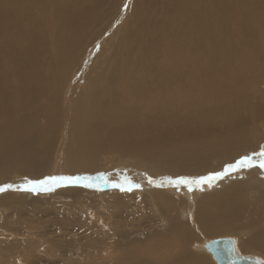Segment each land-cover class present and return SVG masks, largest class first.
I'll return each instance as SVG.
<instances>
[{
	"label": "bare ground",
	"instance_id": "bare-ground-1",
	"mask_svg": "<svg viewBox=\"0 0 264 264\" xmlns=\"http://www.w3.org/2000/svg\"><path fill=\"white\" fill-rule=\"evenodd\" d=\"M45 1L0 0V60H2L0 63V106L5 109L0 114V183L11 177L13 173L14 175L25 174L27 171L36 169L39 174L44 175L45 172L49 173L52 169L53 154L56 147L55 140H52L49 135L48 139L43 137L41 134L43 132L42 127L38 123L37 128H34L35 124L30 122L31 125H27L25 123L26 118L19 124L20 127L13 123L17 119L20 120V117L22 118L28 109L31 108L32 110L35 106L32 105L30 97L29 101L20 98L22 94L14 92L19 90L15 86H31V82L33 87L41 86V83L45 85L44 78L41 77L44 74L42 69L25 67L27 53L23 49L29 40L31 41L32 38L38 35V30H40L37 29L38 26L41 25L46 30L48 29L47 26L45 27V18L47 17L43 15V11L48 9L45 7L48 4ZM73 1L50 0L49 7L54 6L50 12L48 11L52 14L50 18H52L53 24L58 26V29L67 27L65 33L68 32L69 26L63 24L68 19L64 15H73L69 8L79 9L82 7H79V5L83 4L82 0ZM164 1L168 4L171 0ZM180 1L184 2L181 3ZM90 2L92 1L90 0ZM89 3L84 1L85 5H89ZM166 3L165 9L159 13V17H164L162 23L152 28V30L154 29V36L142 34V31L149 32V30L139 28L136 25L133 35L136 37L141 36L143 42L147 45L153 40L151 43H154L153 50L155 53L149 54L152 55L150 59L160 58V61H163L164 58L162 59L161 52H165L166 58L169 59V66L174 68V72H171L170 75L173 78L169 76L168 71L162 72V78L160 73L152 74L151 77L142 76V80L139 78L136 83L141 82L143 88H130L127 97L126 91L129 88L125 86V81L118 80L115 88L110 85V82L101 87L99 86L100 92L98 93L102 92L101 98L107 96L104 97L105 102L108 97H112V100L114 98L115 101L142 99L148 101L145 103L147 105L152 101L161 102V105H169V107L170 105H191L199 108V115H202L200 121L203 123L199 124V129L196 126L197 132L185 134L186 139L184 142L173 141L170 137L162 139L149 137L150 130L148 129V133H145L146 128H140V133L137 136L131 135L130 130L133 131L132 127L137 126L136 123H131L132 125L130 124L128 128L122 124L123 122H118L116 114H118L119 108L114 109L115 107L112 106L113 104L111 105L112 101L110 99L103 107L97 105L99 107L96 108L94 103L95 106L91 105L87 97L93 96L91 94L94 93L95 85L91 82L84 85L81 82V87H85L84 92L87 96L85 100L87 106L85 108L89 109V111L84 110L83 112L88 117L83 116V118L79 117L78 120L74 119L69 129L72 136L64 138L65 145H68L72 152L71 160H73L75 172L79 165L83 163L98 168L99 163L94 164L92 162L93 158L97 157L98 159V156L103 155L104 150L108 151L113 148V150H118L119 154L123 155L133 154L140 157L146 155L147 159L145 160H165L167 163L170 162V167L174 172H176L174 167H180L183 164L181 167L191 168L192 172L198 174L196 177H200L203 173L208 175L223 171L225 165L229 163L230 157H234L233 161L238 157L230 151L231 149H237L236 146L244 144V146L247 145L246 148L256 150L257 144H260L250 134L248 122H241L243 116L230 112L238 108L235 103L226 102L225 99L230 95L236 98L238 92H240L243 98L241 101H244L243 106L250 105L255 108L252 111V117L255 115L260 118L264 117L262 98L256 101L255 92L252 89L248 91L246 89V79L249 75L252 78L256 76L259 82L264 79V0H174V3L171 2L168 5ZM175 3H178V6ZM168 16H171L172 20H169ZM61 17L67 19H63V21ZM23 18L26 20H23ZM153 19L147 20V23L152 24ZM166 20H169V22H165ZM44 28H41L42 32L45 31ZM51 28H55V26ZM204 32H208L210 36L207 37ZM127 33L130 34V30L126 31L124 35ZM184 37L188 40H185ZM196 38L199 39V43L194 42ZM157 40H163L164 47L158 44ZM174 46L175 50L168 52ZM129 51L131 50L129 49ZM17 52L19 56L26 54V57L23 59L22 57L18 58ZM100 63L98 62L99 65ZM210 72L212 74H205ZM138 73L135 74L136 77L140 76V73ZM34 76L37 78L36 80H27ZM110 77L112 78V76ZM52 80L54 79L50 78V85ZM259 82L253 85H258ZM94 83L96 84V82ZM145 85L150 88L147 89ZM113 89L117 93L118 90L121 93L114 97L112 94L114 93ZM26 90L28 91V89ZM38 90L36 89V95H38ZM68 90L70 89L68 88ZM31 94L34 95L33 92ZM134 95L137 96L133 97ZM39 97L41 102L46 101L45 92ZM78 99L76 98V101ZM5 100H7L8 106L5 102L2 103ZM204 101L210 105H216L218 108L206 107L201 109L198 105H204ZM250 106H247L246 109L251 110ZM92 109L95 112L96 109H107L108 115L105 117H109L107 124L103 125V121L106 120L103 117L98 118L96 116L94 118V114L89 113ZM205 109H211L214 112ZM11 111L12 116L9 118ZM34 115L36 116V113ZM210 115L216 116L219 120L218 126L211 134L207 133V129L211 127L212 122L204 121ZM7 117L9 118L8 122H5L7 126H3L1 122L4 119L6 120ZM220 120H225V122ZM52 123L54 122L52 121ZM46 129H51V132L54 131L53 126H46ZM33 134H36V138L31 136ZM49 134L51 133L49 132ZM14 141L20 142V144H16ZM213 145L219 150L214 156L209 157L214 153L207 155L206 151L215 150L211 149ZM224 150L229 153L226 154L227 159L217 168H213V159L216 158L215 156L226 153L223 152ZM199 160H203L211 166L202 164ZM259 160L260 157L256 161V166L249 169V173H242L246 168H241L243 169L241 171L231 170L217 181L206 182L198 185L195 189L190 188V186L173 187L171 185L163 186L161 190L153 189V187H144L145 189H143L142 185L139 188L133 187L132 191L136 189V192H140L137 195L141 197L145 195L151 200L153 213L150 212V215H146L144 218L143 215L142 219L139 218L141 219L139 221L116 220L103 223L98 221L99 215H96L95 218L92 217L91 222H94L95 230L94 228L90 230V234L85 236L84 242L79 243L77 239L78 242L76 241L75 248L73 251L71 250L73 253L65 259L64 255L56 252L57 246L54 240L36 234L37 229L33 231V228L27 227L23 233L20 232L22 230L11 232L7 229L3 231L6 225L0 217V264H38L33 260L42 263L43 253H46L50 259L59 264H217L210 251L205 248V242L229 233H236L238 238H234L237 240L236 245L240 253L253 254L254 256L259 253L257 254L259 257H256L264 261V168L259 167ZM117 175L121 177L124 174ZM132 179L130 180L135 184L136 179ZM121 183H125L124 180H120L116 184ZM126 184L124 185L125 189L128 187ZM61 187L59 191L65 188L61 189ZM91 188L96 192H100L99 195H105L101 190L103 187ZM74 191L70 189L66 192L73 195ZM177 192L183 195L185 200L177 197ZM59 193L57 192L58 195H60ZM12 194L15 195V193ZM132 196L134 197V195ZM4 198L6 196L0 199L1 208L6 209V202L11 204L10 208L15 207L16 204L19 205L16 209L21 208L22 202H17L15 198L13 200H5ZM182 205L188 208L189 213L185 212ZM68 208L69 206L63 209L68 211ZM154 208L159 210H154ZM177 208H179L178 212L176 211ZM70 211L69 209L68 212L70 213ZM142 231H146V233ZM67 251L69 250L67 249Z\"/></svg>",
	"mask_w": 264,
	"mask_h": 264
},
{
	"label": "rangeland",
	"instance_id": "rangeland-1",
	"mask_svg": "<svg viewBox=\"0 0 264 264\" xmlns=\"http://www.w3.org/2000/svg\"><path fill=\"white\" fill-rule=\"evenodd\" d=\"M82 1L83 4L79 5V7L82 6L81 8L79 9L76 8L75 10L73 8H69V11L73 14L71 16L73 17L69 15L68 16L64 15V17H67L68 19L61 17L62 18L61 20L67 19L65 20L66 23L63 20L64 21L63 24L65 26L66 25L69 26L68 32L65 33L67 27L61 28L62 29L61 30L60 28L58 29V26L53 24L54 22H52V18H50L52 17V14L48 13V11L50 12L54 8V6L51 5L49 7L51 2L50 0L48 1L46 0L45 3L48 4L45 7L48 9H46V11H43V15L47 17L45 18V27L46 26L48 27L47 29L48 31L44 28V26L41 27L40 25V27L39 26L37 27V29H40L38 30V35L32 38L31 41L29 40L28 44L23 48L27 53V58H25L26 54L19 56L17 52L18 58L22 57V59L25 58V60H27L26 61L27 64L25 65V67L29 69H33V67L42 69V72L44 74L41 75V77L44 78L45 85L41 83V86L38 85L33 87V84L31 82V86H32L31 89H30L31 86H25V85L15 86L19 90L17 91L15 90L14 92H20L22 94L20 98L22 99L25 98L24 100L29 101V99L31 98L30 100H32V105L33 106L35 105L36 107L34 106L32 110L31 108L28 109V111L25 112L26 115L24 114L22 118L20 117V120L17 119V121H13V123L19 125L24 120V118H26L25 123L27 125L35 124L34 128H37L38 124L41 125L43 130L41 134L43 135V137L48 139V135H49L51 136L52 140H55L56 147L54 149V154H53L54 160L52 164V169L51 171H49V173L43 172L44 175H41L42 173L39 174L38 170L36 169L33 170L34 172L27 171L25 172V174L19 173L14 175L13 173L11 177L0 183V188H2L4 185L7 184L13 185L12 187L4 188L3 191H0V199L6 196V198H4L5 200L7 199L13 200L15 198L17 202L19 203L22 202V204L20 205L21 208L19 209H16L18 208L19 205H17L15 202H13L16 204L15 207L13 208L9 207L11 205L9 202H6L5 205L6 209L0 207V215H1L0 217L3 220L2 222L6 225V228H4L3 231H6L7 229L11 232L22 230L20 232L23 233L25 232L27 227H29L30 229L33 228V231L37 229L35 231L36 234H41L46 239L54 240L57 246V249L55 248L57 250L56 252L61 255H64V259L68 258V256L73 253L72 251L75 248V245L77 244L76 243L77 239L79 243L84 242V238L86 235L90 234V230L93 228L95 230L94 222L93 223L91 222L92 217L95 218L96 215H99L98 218L100 220L98 219V221L99 222L101 221L103 223L116 221V220L139 221L142 219L143 215L144 218L146 215L149 216L150 212L153 213L152 210L153 206L151 200L148 199L145 195L143 196L145 198L137 195L140 194V192H136V189L134 191L132 190L128 191L127 189L122 191L120 188L113 187L114 183H118L120 182V180H124L125 182L126 180L125 178L130 180L133 177V179H136L135 184L142 185L143 189L147 187H153V189L155 188L156 190H161L163 189V186L161 187L157 185L159 184H163L164 186L171 185L167 182V180L164 179L165 177H173V178L177 176L196 177L198 175L197 173L192 172L191 168L181 167L183 166V164L182 165L179 164L181 165L180 167H174V170L176 171L174 172L170 167V162L167 163L165 160H160V161L145 160L147 159L146 155H143V157L135 156L133 154L123 155V154H119L118 150L115 149L113 150V148L109 149L108 151L104 150L103 155L98 156V159L97 157L93 158L92 162L94 164L99 163V166H101L100 168L99 166L97 168L94 166H89L86 163H83L82 165H79V168L75 172L74 170L75 168L73 166V160H71L72 152L70 150V147L68 145H65L66 143L64 138L66 136L69 137L72 136V132H69V129L71 128L74 119L78 120L79 117L83 118V116L88 117L87 114L83 112L84 110L89 111V109L85 108L87 106L85 103L87 96L86 93L84 92L85 87H81L82 83L85 85V83L91 82L92 84L95 85L94 93L91 94L93 96L87 97V99L90 100L91 105L95 106L94 104H96V108L99 107L97 105L100 106L102 105L101 107H103L104 104H107L108 101L111 100L113 102V103L111 102V105L113 104L112 106L115 107L114 109L119 108L118 114H116L118 122H123L122 124H124V126L128 128L131 123L134 124L136 123L137 126L132 127L133 131L130 130L131 135L137 136L140 133V128H146L145 133H148V129L150 130V133L148 135L149 137L158 138V139L170 137L173 141L178 140L184 142L186 139L185 134L191 132H197L198 130L196 126L199 129L200 128L199 124L203 123L202 121H200L202 115H199V108H195L191 105L189 106L170 105L169 107V105L164 106L160 104L161 102L157 103L155 101H152L151 102L152 104L150 103L149 105H147L145 103L148 101H144L142 99L140 100L126 99V101H115L114 98L112 100V97H108V99L110 100L107 99L105 102L104 97L107 96L101 98L102 92L98 93L100 92V87L108 84L109 82L110 85H112L115 88L116 83H118V81H125V86L129 88L126 91V97H127L130 88L133 87L143 88L141 82L136 83L139 78L142 80L141 78L142 76L151 77L152 74L156 75L157 73H160V77L162 78L163 71H168L169 76L172 74L171 72H174V68L173 67L171 68L169 66V62H168L169 59L166 58L165 52H161V57L162 59L164 58L163 61H160V58L159 59L153 58L154 60L150 59V56L152 55L149 54L155 53V51L153 50L154 43H151L153 42V40H151L150 43L147 45L145 42H143V38L141 36L136 37L133 35L136 25L139 28H144L145 30H149V32L142 31V34L144 33V35L147 36H154L153 33L154 29L152 30V28H155V26L160 25L162 23L164 17L163 16L159 17V13L165 9L166 2L164 0H91L92 2H90V0H82ZM84 1H88V3L90 2L89 5H85ZM171 2L174 3V0H171L170 2H168V4H171ZM180 2L183 3L184 1L183 2L180 1ZM175 4L178 6V3ZM153 7L155 10L153 9ZM46 12L48 15L45 14ZM168 17L169 20H172L171 16ZM150 19L154 20L152 24H150V22L147 23L148 21H150ZM23 20L26 19L23 18ZM30 20L32 21L31 18ZM169 20H166L165 22H169ZM31 21L30 23L33 25ZM67 21L70 23V25ZM48 23L49 26L52 25L55 26V28H51L52 26H50L49 28ZM153 24L155 25L153 26ZM41 28L42 29L44 28L45 31L42 32ZM150 29L152 30V32H150L151 31ZM128 30H130L131 33L130 34L127 33L126 35H124ZM204 33L206 34L207 37L210 36L208 32H204ZM44 34L46 35V37ZM197 39L198 38H196L194 42L199 43V39L198 40ZM157 43L160 44L162 47H164L165 45L163 40L161 41L157 40ZM129 49L131 51H129ZM173 50H175V46L170 48L168 52ZM114 60L117 62H115ZM1 61L2 60H0V63ZM98 62H101L100 65L98 64ZM111 62L113 63V65ZM118 65H120L121 67ZM109 72L110 73L113 72V73L110 74ZM138 72L140 73V76L136 77L135 74H137ZM205 74L209 75L212 73L210 72ZM110 76H112V78ZM50 78L54 79L52 80L51 85L49 81ZM36 79L37 78L34 76L33 78H29L27 80H36ZM263 80L259 82L256 76L252 78L251 75H249L246 79L247 91L252 89L255 92V96L257 97L256 101L259 98L260 99L262 98V103H264ZM77 82L79 85L77 84ZM94 82H96V84ZM257 82H259L258 85H253ZM67 87L70 90H68ZM145 87L147 89L150 88L147 85H145ZM20 89L23 90L21 91ZM26 89H28V91ZM36 89H39L38 95L35 94ZM73 91L76 92L77 94L74 93ZM28 92H30V94H28ZM32 92L34 93V95L31 94ZM43 92H45L46 101L41 102V98L39 96H42ZM113 92L115 93V94L112 93L114 97L118 96V94L121 93V91L119 90L117 93V91L114 89ZM135 96L137 95H134L133 97ZM76 98L78 99L77 101ZM242 99L243 98L240 92H238V97L234 98L232 95H230L225 99V101L226 102L230 101L232 103L233 102L235 103V106H237L238 108L230 112H234V114H241L243 116L241 122L244 121L248 122L250 134L253 137H255V139L259 141L260 144H257L256 150L249 149L248 147L246 148L247 145L244 146V144H242L236 146L237 149L235 150L231 149L230 151L232 152L233 155L236 154L235 156H238L236 157V159H238L241 155L244 154L251 155L252 153L255 152L257 153V155L254 156V160L256 162L258 161L259 158L258 155L259 151L262 148H264V117L260 118L256 115L252 117V111L255 108H253L250 105L243 106L244 101H241ZM24 100H23V104H24ZM6 101L7 100L1 102L2 103L5 102V104L8 106V102ZM247 106H250L251 110L246 109ZM198 107H200L201 109L206 107L207 108L210 107L213 109L218 108L216 105H210L206 101H204V105H198ZM205 110L214 112L211 109H205ZM4 111H5L4 107L0 106V114L3 113ZM20 113L21 112L19 111V114ZM35 113L36 116L34 115ZM89 113L94 114L93 116L94 118L97 116L98 118L103 117L104 119L106 115H108V110L96 109L95 112L94 109H92L91 112ZM11 116H12V111L9 115V118ZM9 118L7 117L6 120L4 119V121H2L1 124L3 123L2 124L3 126L4 125L7 126V123L5 124V122ZM105 119H106L105 120L106 123L105 121H103V125L107 124V120H109V117ZM206 120L212 122L211 127L207 129V133L211 134L213 131H215V128L218 126L219 120L214 115L208 116L207 119H205L204 121ZM52 121L54 123H52ZM220 121L225 122V120L224 121L220 120ZM46 126H53L54 131L51 132V129H46ZM49 132L51 134H49ZM31 136L36 138V134H33ZM14 143L20 144V142H16V141H14ZM211 149H215L216 151L215 150L206 151L207 155L214 153L209 157L214 156L219 150V148H216L215 145H213ZM223 152H226V150H224ZM0 153H1V148H0ZM226 154L228 155L229 153L226 152L223 153L221 156H215L216 158H214L212 161L213 163L212 167L217 168L223 161H225L227 159ZM233 159H234L233 156L230 157L228 160L229 163H231ZM235 160L233 162H235ZM199 161L202 162V164H205L209 167L211 166V164L204 162L203 160H199ZM243 169L240 168L237 170L241 171ZM249 169L250 168H246V170H243L242 173L245 174L249 173ZM117 174H120V176L122 174L124 175L118 177ZM53 175L81 176V177L87 176V177H93V179L90 181H80L77 183L60 182L58 186L57 185L40 186L36 191L31 190V186L22 187V185H27V181L41 180L44 179L45 177L53 176ZM104 175L107 176L105 177ZM126 175H129L130 177L129 176L127 177ZM205 175L207 174L203 173L202 176ZM149 177L152 178L153 181L152 183L148 182ZM105 180H107V183L105 182ZM140 180L142 181L140 182ZM215 181H217V179H215ZM86 183H90L94 185L93 186L94 188L103 187L101 190L105 193V195H99L100 192H96L91 187L90 188L85 187L84 184ZM125 183L123 184L125 185ZM171 186L174 187V185ZM180 186H189V185L182 184L175 187H180ZM197 186L198 185H191L190 188L192 187L193 189H195L197 188ZM60 187L61 189L65 187L63 189L64 191L63 190L59 191ZM46 188H50L51 190H45ZM70 189L75 190L74 193H72L74 196L66 192ZM57 192H60L59 193L60 195H58ZM12 193H15V195H13ZM92 193L95 194L92 195ZM127 195H131V196H127ZM132 195H134V197ZM176 196L179 197L180 199L185 200V197L179 193L176 194ZM67 206H69L68 211L69 209L71 210L70 213L66 209H63V208H67ZM183 207L185 209V212L189 213L188 208L185 206ZM155 209L159 210L158 208H154V210ZM176 211L178 212L179 208H177ZM111 212H112V216L114 217L111 216ZM87 214L89 217L87 216ZM140 217L141 219H139ZM108 218L109 220H107ZM12 220L15 221L13 222ZM17 221L19 222V224ZM142 232L146 233V231H142ZM222 235L233 236L235 238L237 237L236 233H229ZM200 239H202V237H200ZM67 249L69 251H67ZM247 253H252V252H247ZM257 254L255 255L258 256ZM43 259L41 261L42 263H39V261L37 262L35 260L33 261L38 264H59L53 261L52 259H50L46 253H43ZM49 260L51 261L48 262Z\"/></svg>",
	"mask_w": 264,
	"mask_h": 264
},
{
	"label": "snow or ice",
	"instance_id": "snow-or-ice-1",
	"mask_svg": "<svg viewBox=\"0 0 264 264\" xmlns=\"http://www.w3.org/2000/svg\"><path fill=\"white\" fill-rule=\"evenodd\" d=\"M257 153L244 154L241 155L238 159L235 160L233 163H228L225 165L223 171L211 173L205 176L200 177H188V176H177L175 178L173 177H165L164 179L167 180V182L174 186H179L182 184H187L189 186L191 185H202L204 183H210L211 181L215 179H219L221 176L227 174L231 170H236L238 168H251L256 166V162L254 160V156H256ZM260 160H259V167L264 168V148L260 150L258 153ZM93 177H81V176H48L41 180L36 181H27V185H22V187L31 186V190L36 191L40 186H46V185H59L60 182H68V183H77L80 181H90ZM107 183V180H105ZM127 183V190L131 191L133 187L139 188V184H133L131 180H128L126 178ZM152 178L149 177V183H152ZM13 185L7 184L4 185L2 188H0V191H3L4 188L12 187ZM85 187H93L94 185L90 183L84 184ZM157 186H164L163 184H159ZM113 187L120 188L122 191L125 190L124 184H113ZM45 190H51L50 188H46Z\"/></svg>",
	"mask_w": 264,
	"mask_h": 264
},
{
	"label": "water",
	"instance_id": "water-1",
	"mask_svg": "<svg viewBox=\"0 0 264 264\" xmlns=\"http://www.w3.org/2000/svg\"><path fill=\"white\" fill-rule=\"evenodd\" d=\"M236 241L232 236H222L206 241L204 246L217 264H264L254 255L240 253Z\"/></svg>",
	"mask_w": 264,
	"mask_h": 264
}]
</instances>
